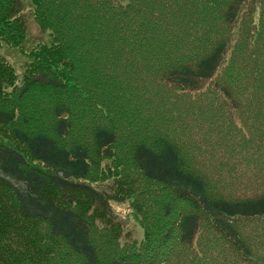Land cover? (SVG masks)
Instances as JSON below:
<instances>
[{"label": "trees", "instance_id": "16d2710c", "mask_svg": "<svg viewBox=\"0 0 264 264\" xmlns=\"http://www.w3.org/2000/svg\"><path fill=\"white\" fill-rule=\"evenodd\" d=\"M31 2L19 79L0 0V264H264V0ZM111 198L144 229L121 256Z\"/></svg>", "mask_w": 264, "mask_h": 264}, {"label": "rangeland", "instance_id": "374dc122", "mask_svg": "<svg viewBox=\"0 0 264 264\" xmlns=\"http://www.w3.org/2000/svg\"><path fill=\"white\" fill-rule=\"evenodd\" d=\"M21 1L23 5V18L27 25V40H25L24 44L20 47H11L10 49V46L4 44L1 49L2 53L6 56V58L10 60L15 66L17 73L20 75L19 79L22 78V74L26 68L25 66L28 59L26 51L28 52L29 49H31L38 43L49 42L51 38L49 32L44 31L40 28L35 16L33 15L34 9L31 0ZM90 122L91 120L87 121L88 124ZM184 136L188 142L192 137V135L189 136L188 134H185ZM190 145L191 143H187L186 147H189ZM97 186L101 189L110 192L107 184H98ZM142 197L143 199L147 200V193L143 194ZM135 200L139 201V203L142 204L140 198H136L134 199V201ZM110 203L113 209V212L110 211V214L114 218V221L120 222L123 226L122 238L120 240V243L123 246L121 250H119V252L117 253L119 254V256H121L120 254L125 252L129 247H131L135 241H138L140 243V241L144 239V229L142 228L140 222L135 216L136 210L134 209L131 200L127 199L117 201L111 198ZM104 228V225H101L100 227H97L96 230L102 231L104 230ZM97 239L99 238L97 237ZM100 239L101 241L109 239L108 231H105L101 235ZM45 241H47V239ZM102 255H106V253H102ZM214 260L218 261H216V264H237L235 252L233 248L228 245H224L221 247L220 250H218L217 255L214 256Z\"/></svg>", "mask_w": 264, "mask_h": 264}]
</instances>
